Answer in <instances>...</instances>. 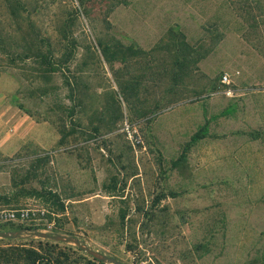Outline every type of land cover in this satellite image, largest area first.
I'll return each instance as SVG.
<instances>
[{"label":"rangeland","instance_id":"374dc122","mask_svg":"<svg viewBox=\"0 0 264 264\" xmlns=\"http://www.w3.org/2000/svg\"><path fill=\"white\" fill-rule=\"evenodd\" d=\"M38 6L37 23L56 42L61 27L72 24L82 47L66 74L82 76L85 103L71 117L64 74L56 73L57 89L45 93L42 81L30 77L32 66L5 68L0 194L12 200L0 204L31 208L34 217L45 209L56 234L126 264H264V0H128L113 10L107 0H38ZM175 25L199 52L208 50L176 85L171 55L161 48ZM99 38L145 53L128 65L110 64ZM226 71L230 86L221 81ZM133 83L136 89L124 93ZM226 109L230 114L213 117ZM207 119L210 133L189 153L192 175L185 178L171 161ZM26 173V187L62 195L65 214L21 194L15 183Z\"/></svg>","mask_w":264,"mask_h":264},{"label":"trees","instance_id":"16d2710c","mask_svg":"<svg viewBox=\"0 0 264 264\" xmlns=\"http://www.w3.org/2000/svg\"><path fill=\"white\" fill-rule=\"evenodd\" d=\"M107 1L112 3V10L121 3H128V0ZM38 7V0H0V74L10 66L22 70L28 69L27 66H32V76L30 77L34 82L42 81V88L45 93L57 89V86H54L51 82L54 75L56 73L64 74L65 83L69 90L68 97L74 103L69 108V115L74 117L76 116V105L79 107L84 106L85 92L80 87L82 76L73 74L70 77L66 73L71 71V62L82 46L74 35L71 23L64 24L61 27L59 41L56 42L54 34L44 30L37 23L36 19L40 13ZM98 43L105 59L110 64L121 62L128 65L137 56L145 53L141 48L133 44H125L120 40L110 41L99 38ZM161 48L171 55L173 66L169 74L175 85L188 75L190 66L197 63L208 51L201 53L194 45H191L179 25L171 27L167 42ZM128 89L135 90L136 86L134 83L125 86L123 88L124 93ZM18 106L26 109L21 103H18ZM228 114H230V110L226 109L213 117L217 118L220 115ZM210 124L211 119H207L192 134L190 140L183 146L181 153L172 159V170H176L185 178L191 177L189 153L199 141L209 135ZM75 130L74 127L71 131L63 134L60 143L63 144L66 138ZM96 130L98 131L97 128ZM258 136V133L253 134L254 138H258ZM41 165H35V170H38ZM30 179V173H26L21 181L15 183L21 194L26 192L30 195L42 197L46 202L55 205V214L66 213V202L58 191L46 186L41 189L28 188L26 183ZM172 194L173 196L176 195L175 192H172ZM1 200L10 203L12 198L7 194H0ZM123 218H125V215H123ZM24 229L27 232H23L17 237H0V264H106V262L83 251L73 243L37 237L33 233L38 229L37 227L20 223L0 224V230L2 231H22ZM57 231L55 229L50 233H56ZM130 249L131 246H129Z\"/></svg>","mask_w":264,"mask_h":264},{"label":"built area","instance_id":"2783aa9c","mask_svg":"<svg viewBox=\"0 0 264 264\" xmlns=\"http://www.w3.org/2000/svg\"><path fill=\"white\" fill-rule=\"evenodd\" d=\"M223 84L230 86L232 83V74L230 72H224L221 77ZM228 95L233 94V90L228 88L226 90ZM41 212L40 217H34L35 211L31 208H13L0 204V224L4 223H20V224H31L38 228V230L52 231L54 230V222H45L46 210H38ZM145 264V263H143Z\"/></svg>","mask_w":264,"mask_h":264},{"label":"water","instance_id":"95a60500","mask_svg":"<svg viewBox=\"0 0 264 264\" xmlns=\"http://www.w3.org/2000/svg\"><path fill=\"white\" fill-rule=\"evenodd\" d=\"M23 232H27V230H22V231H2L0 230V237L1 238H10V237H17L21 235ZM34 235L37 237H42V238H50L56 241H65V242H70L75 245H77L80 249L83 251H86L87 253L91 254L92 256L100 259L103 262L109 263V264H126L125 262L121 261L119 258L102 253L89 245L85 244L83 241H81L78 237L75 236H70V235H64V234H59V233H50V232H44V231H33Z\"/></svg>","mask_w":264,"mask_h":264}]
</instances>
